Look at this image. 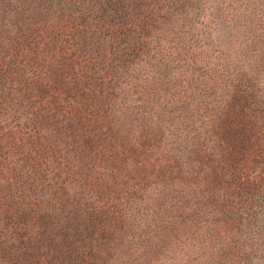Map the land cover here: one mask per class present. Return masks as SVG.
Segmentation results:
<instances>
[{"label": "trees", "instance_id": "16d2710c", "mask_svg": "<svg viewBox=\"0 0 264 264\" xmlns=\"http://www.w3.org/2000/svg\"><path fill=\"white\" fill-rule=\"evenodd\" d=\"M149 5L147 0H0V264H160L155 260L163 253L159 246L168 238L179 248L185 247L187 264H195L193 254L197 264L233 262L235 248L226 240L232 221L223 217L235 211L243 188H233L222 200L216 199L220 196L219 184L229 179L227 188L237 187L232 174L234 163L226 157V150L236 147L225 144L224 138L229 127L239 126L236 122L242 114L247 116L241 106L237 109L242 103L240 85L264 96V83L252 82L264 74V60L255 67L249 84L242 80L231 86L233 96L224 112L234 125H225L223 118L213 122L212 128L215 123L224 126L223 130L213 128L212 143L221 147L212 146L215 150L207 154L211 160L203 158L205 150L174 154L168 159L178 165V158L192 157L185 184L194 187L189 194L192 199L188 195L176 209L156 211L151 220L152 202L178 198L179 193H163L164 187H170L163 173L171 165L164 158L166 169L153 176L155 183L151 185L156 186L157 195L153 201L147 198V185L134 178H116L114 168H122L117 165L120 158H129L136 148L131 142L122 147L115 138L120 129L114 118L118 112L123 113L127 97L120 99L107 93L108 87L111 93L129 89V82L126 87L122 83L129 78L130 67L116 50L125 45L134 52L141 42L130 33L120 32H133L128 26L136 22L145 32L148 16L154 12ZM142 14L146 15L144 19L139 18ZM7 15L13 16L9 26L4 20ZM62 23H69L74 30L72 46L83 60L65 52L68 37L57 29ZM27 31H34L32 41L36 45L40 38L50 49H24L28 46ZM110 46L116 53L109 52ZM53 48L59 52H53ZM243 55L250 63L257 59L247 50ZM30 71L34 78L28 80L24 73ZM79 72L81 78L74 74ZM66 73L71 75L70 80L64 78ZM51 74L67 84L47 100L40 96L47 91L39 84ZM73 92L74 103L69 100ZM86 131L112 134L115 140H109L113 145L105 137L94 146L95 141L84 135ZM108 151L110 155L106 156ZM106 160L114 165L113 170L102 177L95 171L91 177L86 176L87 164ZM46 173L51 177L45 178ZM124 181L127 192L120 194L118 188ZM193 196L202 198L193 200ZM229 203L232 205L227 207ZM198 204L202 206L196 207ZM178 219L183 221V228ZM166 221L176 223L173 234L166 232Z\"/></svg>", "mask_w": 264, "mask_h": 264}, {"label": "rangeland", "instance_id": "374dc122", "mask_svg": "<svg viewBox=\"0 0 264 264\" xmlns=\"http://www.w3.org/2000/svg\"><path fill=\"white\" fill-rule=\"evenodd\" d=\"M147 4H150L154 12L148 16L146 31L142 32L138 27L141 23L136 22L128 26L133 32H120L136 37L141 42L137 49L131 52L125 45H121L119 50L111 46L109 48L112 54L116 53L114 50L118 51L116 55L128 62L130 69L127 73L131 72L129 78L122 83L126 87L129 82V89L112 93L111 87L107 90L110 97H127V102L122 107L123 113L118 112L114 118L116 128L120 129L115 138L120 140V146L127 147L128 142H131L136 150L128 154L129 158H120L117 165L122 168L115 166V169L113 164H109L111 161L106 160L102 164H87L85 174L91 177L95 171L102 177V174H107L114 168L119 180L129 181L134 178L141 185H147V198L153 201L157 195L154 191L156 186L151 185L155 183L152 179L163 169L165 160L168 161L174 154L183 156L188 152L200 153L202 150H205L203 158L211 160L207 156L209 150L220 146L212 143L213 128L220 130L224 126L219 127L215 123L216 126L212 128L213 122L223 118L225 125H234L232 118L224 112L233 96L231 86L241 84L242 80H245L244 84H249L248 80L254 79L252 75L255 67L264 60V0H147ZM12 17H5L7 26ZM144 17L146 15L142 14L139 18ZM38 22L48 24L46 21ZM57 29L58 33L68 37L65 52H73L74 58L80 57L83 60L84 56L72 46L71 34L75 32L69 23H62ZM27 32L28 46L24 49L49 48L40 38L37 46L36 41H32L34 31ZM51 50L59 52L54 48ZM245 50L248 55L257 58L254 63L244 59ZM245 70L248 72L245 73ZM24 74L28 80L34 78L32 71ZM74 74L81 78V72ZM43 78L38 84L47 92L40 96L47 100L67 84L62 77L56 79L55 75ZM64 78L70 80L71 75L66 73ZM252 82L264 83V74ZM239 90L242 92V103L237 104V109L246 111L247 116L242 114L236 122L239 126H234L233 129L229 127L224 138L225 144L236 147L233 150L227 149L226 157H230L229 160L234 163L235 171L232 174L237 187L227 188L229 179L226 180L219 184L221 191L216 199L222 200L226 197L225 192L230 193L233 188H243L241 198L236 201L235 211L230 210L223 217L232 221L226 239L230 241V247L235 248L231 264H264V96L256 94V89L252 90L246 85H240ZM73 96L74 92L69 100L74 103ZM85 133L86 137L95 141L94 146L101 138L106 137L109 142L112 138V134L107 132ZM112 145L110 142V146ZM119 150L122 151V148ZM108 155L109 151L106 156ZM178 159V165L168 161L171 169L164 167L166 171L163 173V178L170 186L164 187L163 193L166 196H177L179 193L178 198L172 202L168 198L160 199L156 204L152 202L149 205V219L155 217L156 211L176 209L194 191V187L185 186L190 177V158ZM172 161L174 162L173 159ZM228 171L230 172L229 169ZM50 177L49 173L45 174V178ZM125 181L120 187L123 191L118 188L120 194L126 191ZM193 198L197 200L202 196ZM189 199H192V195H189ZM230 205L232 204H227V207ZM189 206L193 208L192 205ZM198 206L201 207L202 204L196 207ZM216 208L219 209L218 206ZM208 211L213 213L211 209ZM197 213L198 210L194 212V218H197ZM178 222L180 228H183V221L178 219ZM165 226L168 228L166 232L173 234L176 223L166 221ZM164 244L159 246L163 252L161 257L155 260H159L160 264H187L185 247L179 248L169 242V238L164 240ZM194 257L195 254L192 255V262L197 264Z\"/></svg>", "mask_w": 264, "mask_h": 264}]
</instances>
